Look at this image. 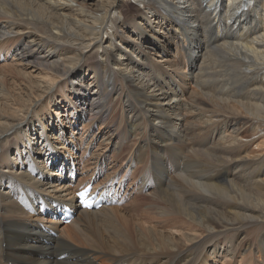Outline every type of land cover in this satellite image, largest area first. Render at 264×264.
Here are the masks:
<instances>
[{"label": "bare ground", "instance_id": "obj_1", "mask_svg": "<svg viewBox=\"0 0 264 264\" xmlns=\"http://www.w3.org/2000/svg\"><path fill=\"white\" fill-rule=\"evenodd\" d=\"M132 1L124 11L125 0H0V58L23 63L4 74L17 92L0 97V264H206L212 255L264 264V0ZM88 51L97 58L85 61ZM29 66L47 81L32 80ZM60 78L73 80L70 98L56 97ZM71 96L80 119L104 122L112 104L125 105L142 141L125 160L141 178L108 183L110 198L92 181L103 205L122 208L81 211L44 175L54 147L41 108L58 117ZM144 193L156 198L145 212L118 216ZM67 208L70 224L53 221Z\"/></svg>", "mask_w": 264, "mask_h": 264}, {"label": "rangeland", "instance_id": "obj_2", "mask_svg": "<svg viewBox=\"0 0 264 264\" xmlns=\"http://www.w3.org/2000/svg\"><path fill=\"white\" fill-rule=\"evenodd\" d=\"M88 1L91 2V0H88ZM132 5H133L132 0H125L124 5H123L125 7L124 11H126V9H130ZM115 32L116 31H114L113 29H108L107 33L105 34V37L109 38L112 35L113 39H115L114 37ZM83 57L85 61H91L97 58V55L93 53V51H90V52L88 51L86 52V54H84ZM117 58L118 56L116 54V60ZM21 64L23 63H20L19 59L17 60V58L11 54L7 55L6 57L2 56L0 58V97L8 93L9 95L14 96V94L17 92V91L12 92L11 88H9L10 84H8L6 81L7 79L9 80V78L5 77L4 74L6 71L9 70L8 68L9 66L19 68ZM84 67L85 66L80 67L76 71H73V74H72L73 76L72 75L71 76L78 77V75L85 69ZM23 71H25L29 75V77L34 81L36 79L40 81L41 80L47 81V79H45V77L43 76V75H46L47 72L43 71L42 68H32V66H29L25 68ZM188 71L189 70L187 69V72ZM19 84H21L22 86V83L18 82V85ZM58 84H61L63 86H62V89L55 92L56 97L58 96V94L65 93L66 97L70 98L71 93L69 91L70 89L69 85L73 84V80L70 78H67L66 82H64V80H61L60 78L58 80ZM74 84L76 85V83ZM84 85H85L84 87L87 86L89 88V90H86L87 93H89L92 96L94 94L93 93L94 87L92 85H89V80H87ZM117 85L121 86L118 81H117ZM180 90L182 89L178 87L176 92L179 93ZM111 95L113 96V98L115 96L118 98L122 97L120 94H117V93H112ZM186 95H188L187 92H186ZM73 98L74 97L71 96L69 104L66 105L67 107L65 108L63 107L64 111L61 110L58 117L52 114L53 116L49 118L50 115L47 116L46 108H41L42 111L45 110L44 111L45 114L41 112V115L39 117L41 119V126L44 128L46 134L49 136V139H47V137H45V139L46 141L50 142V144L52 145V149L54 147V153L51 154L52 159L46 163V166L48 167L47 170L49 171L44 175L47 177L46 179H49L51 183L56 186V190L58 189L56 192L60 195L62 194L61 198L64 200H67V198L69 200V198L71 199L74 196L76 190L80 186L79 184L83 185L86 183H92L93 179H94V184L96 185L106 184V188L104 191L105 192L109 191V193L107 194L111 196L114 189L108 190L107 187L113 186L114 188L115 186H117L122 189L121 184L127 182L130 179L131 171L134 176L137 175L138 177L141 178V172H142L141 168L134 167V170H130V169L128 170V168L125 166V162H126L125 160H127V158L131 155L130 151L133 152L136 148V144H135L134 149L132 148V144L134 143V141L138 142L141 140H135V136L130 134L128 131V127L126 125V122H127L126 117L129 115H127V113L125 112V105L122 106L120 109H119V106H117V109H116L115 108L116 106H114L115 104H112L111 106L112 109L110 108L109 112L107 111L108 112V114L106 113L107 115L104 114L105 115L104 119L106 120L104 122H98L96 119L88 115L84 116L83 117L84 119H80L79 115L78 116L74 115L77 112L71 110V108L73 107V104H72L74 101ZM178 98L184 99V97H180V96H178ZM63 106H65V104ZM50 108L51 110L55 109L53 108V106L52 107L49 106V109ZM54 113L56 112L54 111ZM37 114L38 113L36 112L34 116H37ZM44 116H46V118H44ZM132 119L133 118L131 117V120ZM37 123L38 121L35 124ZM120 125L122 127L121 131H123L122 134H119V132L115 130V128L117 129V127ZM119 135H121V140H122L121 142H119L120 141ZM35 137H36V142L38 143L37 145H41L40 140H43V139L40 138V134L38 133L37 136ZM209 137H210V143H209V146H210L212 143H214V138L212 136H209ZM115 138H117V140ZM241 141L245 142L246 140L241 139ZM122 147H123V152H122ZM44 159H45L44 157H42V159L40 158V160L42 161H44ZM61 162L64 163L63 166ZM51 173H59V174L63 173L62 178L60 179L58 174L57 176H51L52 175ZM90 176H92L91 179H88V177ZM83 179L84 181L80 183V181H82ZM108 183H110L109 186H108ZM127 183L125 185V190H127V192H130V193L132 192L131 198H133L137 195V194L135 195V191H134L136 189L134 187L136 182L130 184L129 187H127ZM62 187L64 188L63 190H61ZM72 191L74 192L71 193ZM63 194H66L67 196ZM144 194L145 195H142V198L140 199L135 198V200L139 199L138 200L139 202L134 204L132 207L127 208V210L118 212V216H122V218H126V215L128 214L129 211L130 212L134 211L139 214L140 213L142 214V212H145V210L151 206L150 203H152V201H155L156 198H153L151 196L147 198L146 197L147 194L146 193ZM69 196H72V197H69ZM131 198L130 197L128 198V201H127L128 203ZM118 203H120V205H115L112 207L122 208L127 204L125 202L123 203V201H119ZM112 207H107V208H112ZM49 216L50 215H47L45 220L46 219L49 220L51 218V216L50 217ZM45 220L44 222L41 221L42 223L39 222L38 224L41 227H44L46 225ZM143 222H145L146 226H148V222H149V226L150 225L153 226L157 224L155 221L151 222V219L148 221H143ZM153 222L155 223L152 224ZM55 236H57V234ZM242 237L244 238V236H241L240 238ZM245 238L247 237L245 236ZM247 255H248L247 253L243 254L242 257H246ZM221 257L223 256H220V255L219 256L217 255L209 256L206 259V264H226L227 262L230 264H248V262L241 259V257H238L236 261H234V259L229 261L230 259L228 260L225 257L224 258H221ZM94 264H97V263H94ZM249 264H256V263L254 260L250 259Z\"/></svg>", "mask_w": 264, "mask_h": 264}, {"label": "snow or ice", "instance_id": "obj_3", "mask_svg": "<svg viewBox=\"0 0 264 264\" xmlns=\"http://www.w3.org/2000/svg\"><path fill=\"white\" fill-rule=\"evenodd\" d=\"M78 195H82L81 193H78Z\"/></svg>", "mask_w": 264, "mask_h": 264}]
</instances>
